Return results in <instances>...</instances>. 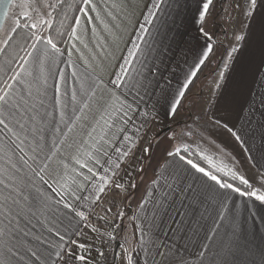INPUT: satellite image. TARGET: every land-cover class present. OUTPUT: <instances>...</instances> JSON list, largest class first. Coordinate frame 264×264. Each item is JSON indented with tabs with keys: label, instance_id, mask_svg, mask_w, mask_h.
<instances>
[{
	"label": "crops",
	"instance_id": "obj_1",
	"mask_svg": "<svg viewBox=\"0 0 264 264\" xmlns=\"http://www.w3.org/2000/svg\"><path fill=\"white\" fill-rule=\"evenodd\" d=\"M92 2L109 27L104 28L95 19L96 12L89 10V16L85 17L84 13L78 11L76 16L81 18V23L77 26L74 19L72 27H77L80 39L71 36V27L63 42L57 45L60 52L55 62L45 66L48 82L46 109L51 114L47 119L52 123L44 132V152L39 154L38 159L42 160L45 155L53 156L48 161L52 176L41 173L48 181L47 184L39 182L41 191L48 198L47 206L42 207L39 213L40 222L33 219L34 227L29 225L32 234L26 238L27 244L39 249L42 256L52 252L53 259L56 251L66 252L71 247L78 255L88 257L87 264H121V245H125L134 250L133 264H144L146 253L136 241L140 238L139 229L147 230L148 225L142 218L152 215L153 196L154 193L158 194L153 181L165 167L178 165L189 170L190 181L195 180L197 187L208 192L209 203L202 205L193 215L190 209L181 208L178 196L173 198V194L169 195V203L161 209L153 230L162 239L167 233V242L176 245L177 259L182 258L185 264H200L201 260L204 264H211L213 253L218 250L217 244L224 239L233 244L235 256L230 259L234 264H253V261L260 264V253L264 251V201L242 195L247 191L241 189V192L220 189L214 181L188 165L186 160L191 159L194 164L226 181L224 178L228 176L223 171H217L224 163L223 155L217 151L206 155L199 146H194V142L187 140L188 136H175L183 118L191 116V106L197 105L202 108L200 111L211 126L223 134L227 149L234 154L240 153L251 171L264 178V128L260 126L264 124V118L259 111H254L251 123L246 121L247 109L253 102L254 109H261L260 93L264 92V84L255 75L260 59L259 46L254 39H235L236 35L247 32L241 23L246 24L247 21L237 6H243L245 0H212L203 21L198 18L202 0ZM156 3H159L158 8L153 7ZM81 6L89 8L82 3ZM17 9L22 12L20 8ZM108 12L115 19L107 16ZM47 27L37 35L49 37ZM12 34L11 31L7 40ZM36 43L40 49L46 46V41ZM136 45H139V50L135 48ZM209 45L212 50L205 58L203 53ZM132 52H135L134 56L130 55ZM201 59H204V63L197 68ZM128 60L132 61L131 65L126 63ZM122 67L128 68L141 81L143 86L138 91H128L112 83L118 76L124 75ZM137 69L142 75L137 74ZM193 72L195 76H192ZM84 80L95 87V97L103 92L107 99L110 90L120 96L121 101L131 104L133 111H129L128 117H125L128 123L123 124L118 119L122 113H118L112 117L117 121L114 126H104L95 98L81 88ZM185 83H188L187 89L183 87ZM57 85L60 87V105L56 103ZM179 91H184L185 95L181 98L178 113L173 117L169 114L165 97L170 101ZM73 93L76 101L72 100ZM85 102L90 107L85 108ZM241 105L245 109L242 113ZM115 107L119 108V102L115 103ZM61 109L66 113L64 122L60 121ZM78 116L82 119L77 120ZM69 119L76 120L71 132L65 127ZM216 121H219V125ZM225 124L240 136L239 140L224 127ZM57 127L67 136L61 137L60 133L54 132L53 129ZM90 131L96 141L103 143L100 137L104 135L111 143L104 144L97 154L100 164L91 160L87 167L81 168L70 159L75 147L68 149L67 144L87 141L85 150L94 152L95 149L90 147L93 141L88 137ZM125 135L131 137L135 156L141 162L129 160L121 163L117 179L124 187L119 190L105 187V191L99 193V177H112V165L106 163L108 158L116 161L114 150L117 147L129 149ZM149 143L152 145L151 159H143L142 148ZM57 144L61 147L55 150L53 146ZM176 149L180 150L179 156L185 157L184 161L179 156L167 157V151L175 152ZM25 150L29 156L33 154L27 146ZM104 151L109 153V157L103 155ZM60 159H65L69 164L68 169L60 166ZM81 159L84 160L83 155ZM29 163L32 161L29 160ZM230 164L231 161L227 165ZM33 167L36 165L33 164ZM88 167L97 173L95 177L88 172ZM141 167L144 170L139 172ZM72 168L77 172H72ZM85 177L90 179L86 181ZM132 183L136 185L135 188L129 186ZM57 201L60 203L57 204ZM65 202L72 204L76 211L83 212L84 218L76 216L73 208H65ZM185 211L187 215H177ZM35 237H40L46 243L37 241ZM73 240L86 243L91 250H80L71 244ZM61 245L66 247L61 248ZM202 251L207 253L205 257H200ZM3 252L0 246V253ZM8 260L9 264H17L15 258L8 257ZM20 264L39 262L29 253Z\"/></svg>",
	"mask_w": 264,
	"mask_h": 264
},
{
	"label": "snow or ice",
	"instance_id": "obj_2",
	"mask_svg": "<svg viewBox=\"0 0 264 264\" xmlns=\"http://www.w3.org/2000/svg\"><path fill=\"white\" fill-rule=\"evenodd\" d=\"M62 0H55L54 3H50L49 0H0V6L6 9L8 4H13L14 7H18L22 10V15L25 21L31 20V24L25 23L24 26L30 29L28 36L25 39H31L35 41L29 45V48H23L24 55L20 59H16V54H13V58L6 60L3 64H0V246L3 247L4 252L0 253V264H9L8 257L15 258L17 264H20L24 260L25 255L31 254L35 257L39 264H69V262H80V264H87L88 257L83 254H77L76 251L69 247L67 251H56L55 259H53L52 252H47L46 255L40 253L39 249H36L27 244L26 238L32 234V220L35 219L38 223L40 222L39 213L42 207L47 206V196L43 193L39 187V182L47 184L48 181L44 179V173L52 176V171L49 170L48 161L53 159L52 155H45L42 160L38 159L39 154L44 152V132L47 131V126L52 122L47 118L51 115L46 109V102L48 99V82L45 66L48 63L55 62L60 49L51 37H45L37 35L35 31L31 29H37L38 26L47 25L51 27L53 24L52 9H56ZM83 5L89 6L88 9L81 6L79 11L84 13L85 17L89 16V10L96 12V20L100 21L104 28H108L109 25L106 23L100 12L97 10V6L93 4L92 0H82ZM212 0H202V7L199 11V20L203 21L209 12ZM240 7L242 16L246 19L247 23H242V26L247 29L245 35H236L237 41L254 39L259 46L260 59L259 63L255 68V75L259 81L264 84V0H245L243 6ZM154 8L159 7V3L153 5ZM0 14H6V11H0ZM107 16L112 17V13H106ZM115 19V17H112ZM75 24L78 26L81 23V18L76 16ZM89 22H91L89 20ZM16 27L12 28L11 31L15 33L18 28L21 27L20 21H14ZM203 32V28H201ZM207 35V33H205ZM71 36L80 39L77 36V27L73 26ZM46 41V46L43 49L37 47L36 42ZM5 44H9V40L4 41ZM135 48L139 50V45ZM211 46L203 53L206 58L208 53L211 51ZM3 51V49H0ZM235 51V49H233ZM135 55V52L130 53ZM127 64L131 65L132 61H126ZM204 63V59L199 61L197 68ZM143 66V65H142ZM124 73L122 76H118L117 80H113L112 83L117 87L126 88L128 91L137 90L143 86L141 81L137 79L136 75L129 72L128 68L121 69ZM137 74L142 75V72L137 69ZM195 72L192 76H195ZM119 81V83H118ZM189 83L191 79L189 78ZM184 89H187L188 83L184 84ZM81 88L86 92L90 93L95 98L94 102L97 110L100 111V120L104 121V126L112 127L117 121L112 117L119 115L118 119L123 123L127 124L129 111H133L132 105L121 101L120 96H117L115 92L109 90L108 98L102 92L101 96L95 97L96 89L92 84H89L86 80L81 82ZM185 95L184 91H179L177 96L173 97L172 100H168L165 97V102L169 105V114L175 117L178 113L179 107L181 106V98ZM56 103L61 104L60 87H55ZM72 100L76 101L77 97L73 93ZM119 102V108L115 107V103ZM254 103L247 109L248 116L246 117L247 123H251V118L254 111H259L260 116L264 118V92L260 93L259 103L261 109H254ZM84 107H90L85 102ZM83 111V108L81 109ZM241 113L245 111L244 106L241 105ZM66 113L61 109L60 121L64 122ZM107 115V119H105ZM82 117H77V120ZM76 123V120H71L65 123V127L71 132ZM100 121H97L99 125ZM257 123H260L259 121ZM219 125V121H216ZM264 128V124H260ZM225 128L235 137L237 140L240 136L229 128L227 124ZM54 132L60 133L61 137H66L67 133L62 132L59 127L53 129ZM92 131H95L93 129ZM123 132V129H120ZM106 135V134H105ZM88 137L93 142L90 147L95 149L94 152L85 150L84 141L80 144H67L68 149L75 147V153L70 156L75 164L80 165L81 168L88 166V161L95 160L96 164H100L98 153L104 147V144L110 145V140H106L104 135H101L100 143L96 141L90 131ZM125 140L129 141V149L124 150L120 147L115 148L117 154L116 161H112L107 151L103 152L105 157H109L106 163L112 165L110 169L112 177L109 178L107 175L100 176L99 179L101 184L97 186L98 192L103 193L105 187H109L113 190H119L124 187L119 180V172L121 169V163H127L129 160L135 163H140L135 156L134 145H131V137L124 136ZM174 138V137H173ZM143 139V137H141ZM262 139H264V133H262ZM27 146L28 150L33 154L29 156V152L25 150ZM61 147L60 144L54 145L53 148L58 150ZM180 150L176 149L175 152L167 151V157L179 156ZM84 156V160L81 156ZM152 145L148 144L147 147L142 148L143 159H151ZM27 157V158H26ZM181 161L185 160L184 156H179ZM29 160L32 163H29ZM188 165H191L197 172L202 173L204 177H207L211 181H214L220 189H232L235 192H241L238 187H234L227 181H222L217 175H214L206 171L203 167H199L194 164L191 159L186 160ZM33 164L36 167H33ZM59 164L62 168L68 169L69 164L65 162V159H60ZM27 169V171H25ZM143 167L139 168L138 171L142 172ZM217 171H224L222 168H218ZM72 172H77L75 168H72ZM88 172L92 173L95 177L97 173L93 171V168L88 167ZM79 174V173H77ZM127 174V173H126ZM227 175V173H225ZM233 179L236 178V174L232 173ZM38 178V181L37 179ZM86 181L89 177L84 178ZM240 181L247 184L248 181L244 177H239ZM157 185L158 194L154 193L153 196V209L152 215L143 216V220L147 223V230L139 229L140 238L137 239V243L145 251L144 264H185L183 259H177V250L175 243L167 242V233H165L162 239L154 230L155 221L160 215L161 209L165 208V205L169 203V195L173 194V198L177 196L181 201V208L186 210L190 209L192 214L196 213V210L202 205L209 203L208 192L202 188L196 186L195 180H189V170L182 169L178 165L165 167L162 172L153 181ZM135 188L134 183L129 185ZM63 187V185H61ZM55 191V189H53ZM242 195L254 196L257 200L264 201V193H257L255 190L243 192ZM75 196V193H72ZM81 197H76L80 199ZM97 200L100 199L97 195ZM186 201V203H185ZM60 201H57L59 204ZM65 208H73L72 204L65 202ZM207 211V208L204 209ZM75 211L76 216L84 218V213L81 211ZM177 215H187V211ZM223 215V213H221ZM176 223V221H173ZM183 221H181L182 223ZM34 227V225H32ZM97 231V229H93ZM51 231V229H49ZM218 231V230H217ZM59 235V233H57ZM76 235H83V233H76ZM37 241H41L40 237H35ZM61 240L63 237L61 236ZM46 243V241H41ZM73 246L78 247L82 251H90V246L86 243H80L77 240L71 241ZM11 245V246H9ZM66 246L61 245V248ZM217 251L213 253L211 264H234V261L230 258L235 256L234 247L229 240H220L217 244ZM121 264H133L134 250L129 249L125 245H121ZM200 257H205L206 252H200ZM200 264H204L201 260ZM255 264V261H253ZM260 264H264V251L260 253Z\"/></svg>",
	"mask_w": 264,
	"mask_h": 264
},
{
	"label": "rangeland",
	"instance_id": "obj_3",
	"mask_svg": "<svg viewBox=\"0 0 264 264\" xmlns=\"http://www.w3.org/2000/svg\"><path fill=\"white\" fill-rule=\"evenodd\" d=\"M17 1L18 0H14V2ZM49 2L54 3L55 0H49ZM19 18L23 19V23H32L31 20L25 21L22 12H19L17 7H14L13 4H11L5 22L0 29V49H3L6 45L4 41L11 33V29L14 27L13 25H16L14 21L20 20ZM36 30L38 33L43 31L41 26H38ZM201 109L202 108L197 105L191 106V116L183 118V122L180 123V128L176 130L177 133L175 136H188L187 140L190 139V141L194 142V146H199L201 150L206 153V155H209L208 152L211 153L212 151L220 152V155H223L224 157V163L220 166V168L224 170V173H227L228 177L233 178L232 173L234 172L236 174L235 180L240 181L239 177L242 176L248 181L247 184H243L246 185L249 191L255 190L258 194L264 193V178L251 171V168L248 166L240 153L237 152L234 154L227 149L225 144L227 142L223 134L214 126H211L205 118V115H203L202 111H200ZM177 120L178 121L176 122L179 123V119ZM229 161H231V164L227 165Z\"/></svg>",
	"mask_w": 264,
	"mask_h": 264
},
{
	"label": "trees",
	"instance_id": "obj_4",
	"mask_svg": "<svg viewBox=\"0 0 264 264\" xmlns=\"http://www.w3.org/2000/svg\"><path fill=\"white\" fill-rule=\"evenodd\" d=\"M81 3L82 0H62L61 4L56 9L51 10L53 24L51 27H47L48 36L51 37L57 45H60L63 42L67 33L70 31ZM19 19L21 27L18 28L14 34H12V36L8 39L10 43L6 44L3 51H1L0 64H3L6 60L12 59L13 54H16V59H20V57L25 54L23 48H28L32 42L31 39H25V37L28 36L30 29L24 26L25 23H23L24 21L22 18ZM46 26L47 25L41 27L44 28ZM31 31H35L37 33L36 29H31ZM224 179L243 191H249L246 185L233 179L232 177L225 176Z\"/></svg>",
	"mask_w": 264,
	"mask_h": 264
},
{
	"label": "water",
	"instance_id": "obj_5",
	"mask_svg": "<svg viewBox=\"0 0 264 264\" xmlns=\"http://www.w3.org/2000/svg\"><path fill=\"white\" fill-rule=\"evenodd\" d=\"M10 5L11 4H8L6 9H3L2 6H0V11H6V14H0V29L2 28V26L5 22L6 16L8 14L9 8H10Z\"/></svg>",
	"mask_w": 264,
	"mask_h": 264
}]
</instances>
